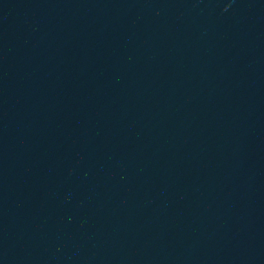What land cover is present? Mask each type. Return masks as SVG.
Segmentation results:
<instances>
[{
	"label": "water",
	"instance_id": "95a60500",
	"mask_svg": "<svg viewBox=\"0 0 264 264\" xmlns=\"http://www.w3.org/2000/svg\"><path fill=\"white\" fill-rule=\"evenodd\" d=\"M0 264H264V0H0Z\"/></svg>",
	"mask_w": 264,
	"mask_h": 264
}]
</instances>
